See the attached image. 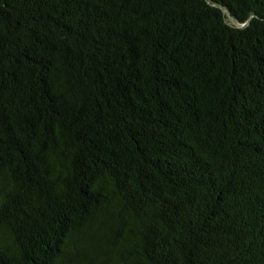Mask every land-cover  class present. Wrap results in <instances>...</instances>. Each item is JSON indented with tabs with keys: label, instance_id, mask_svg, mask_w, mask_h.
<instances>
[{
	"label": "trees",
	"instance_id": "1",
	"mask_svg": "<svg viewBox=\"0 0 264 264\" xmlns=\"http://www.w3.org/2000/svg\"><path fill=\"white\" fill-rule=\"evenodd\" d=\"M0 264H264V0H0Z\"/></svg>",
	"mask_w": 264,
	"mask_h": 264
}]
</instances>
